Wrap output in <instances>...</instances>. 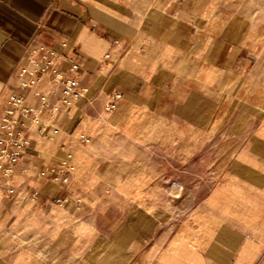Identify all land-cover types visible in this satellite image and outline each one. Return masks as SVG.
Returning <instances> with one entry per match:
<instances>
[{
    "label": "crops",
    "instance_id": "1",
    "mask_svg": "<svg viewBox=\"0 0 264 264\" xmlns=\"http://www.w3.org/2000/svg\"><path fill=\"white\" fill-rule=\"evenodd\" d=\"M254 2L0 0V116L9 96L26 93L18 76L39 45L65 53L62 79L85 88L69 107L57 84L47 106L37 111L34 97L35 115L18 116L30 143L8 176L0 171V262L12 264L20 246L40 250L39 264H264V38L253 46L246 27ZM121 137H136V161L123 159ZM61 167L64 181L51 172ZM130 179L138 201L165 180L180 185L171 199L194 203L164 227L153 211H138L136 231L105 227L103 202L124 198L114 189ZM221 216L210 243H193Z\"/></svg>",
    "mask_w": 264,
    "mask_h": 264
},
{
    "label": "built area",
    "instance_id": "2",
    "mask_svg": "<svg viewBox=\"0 0 264 264\" xmlns=\"http://www.w3.org/2000/svg\"><path fill=\"white\" fill-rule=\"evenodd\" d=\"M63 47H67V41L62 42ZM65 56L46 45H39L30 50L26 65L20 70V86L26 89L25 94H13L9 96L10 107L5 109L0 116V171L8 176L13 171L14 166L19 161L24 150L30 143V136L24 122L18 117L28 119L30 113L35 115V109L31 105L34 97H39L37 111L48 104V95L55 91L57 84H61L58 101L71 106L72 103L81 99L85 88L82 87L76 77L62 79V71L58 63ZM70 60V70L76 71L79 66V54L76 49H71L67 56ZM60 80H62L60 82ZM121 98V93L114 92L106 102L107 109H114L117 101ZM57 172L56 177H62L63 167L51 172Z\"/></svg>",
    "mask_w": 264,
    "mask_h": 264
},
{
    "label": "rangeland",
    "instance_id": "3",
    "mask_svg": "<svg viewBox=\"0 0 264 264\" xmlns=\"http://www.w3.org/2000/svg\"><path fill=\"white\" fill-rule=\"evenodd\" d=\"M253 8H247V14L252 15V23H247L246 27L250 32V39L252 40L253 46L260 47L261 45V37L264 38V23H262V18L264 17V7L261 6L262 3L259 0H254ZM256 4V5H255ZM245 9L242 8V11ZM251 10V13H250ZM135 126H129L127 129L129 131L134 130ZM119 144L124 146L123 150V159L125 161H129L134 159L136 161V137H121L116 140ZM206 155H210V153H206ZM208 158H206L207 160ZM126 168L125 171H127ZM172 169H168L171 171ZM208 170V169H207ZM164 172V169H162ZM174 172H179L175 171ZM128 173V172H126ZM130 175L136 176L135 173H130ZM179 174H174V176ZM127 176V175H126ZM164 176V175H163ZM128 177V176H127ZM134 179V178H133ZM136 179V178H135ZM135 181V180H134ZM163 183H159L156 185V194L155 198L148 200H136V183L130 179V182H126L125 184H119L118 188L116 187L114 191L118 194L124 193V198L121 199H112L106 200L103 202L102 211L104 214L99 217L102 218L104 222H106L105 227H125L126 232L136 231V227H138V211H142L147 215L150 211L156 213L154 219L158 223V227H164L165 221L167 220V216L173 214V218L170 221L178 222L179 217L181 215V209L187 210L194 203L191 199H181L180 194L178 198H175V195H172L174 199H171V193L179 192L180 185L179 184H170L166 183L165 180H162ZM115 187L113 184H106L103 187L104 192H109L112 190V187ZM189 188L198 187L201 191L208 190L207 184L197 185L195 183L189 184ZM191 190V189H190ZM136 233V232H135ZM13 263L12 264H21V259L24 258L28 260L27 264H39L38 260H40L38 256L37 248H29L28 255L22 254V249L20 246L13 247ZM40 254V253H39ZM0 264H4L0 262ZM10 264V263H9Z\"/></svg>",
    "mask_w": 264,
    "mask_h": 264
},
{
    "label": "clouds",
    "instance_id": "4",
    "mask_svg": "<svg viewBox=\"0 0 264 264\" xmlns=\"http://www.w3.org/2000/svg\"><path fill=\"white\" fill-rule=\"evenodd\" d=\"M225 222L226 221L223 216L216 217L215 220L208 221L207 223L202 225L200 229L196 230L198 233H200V240L193 241V243H196L201 247L206 246L208 243L211 242L215 228H217L220 224H223ZM209 264H213V262L209 261Z\"/></svg>",
    "mask_w": 264,
    "mask_h": 264
}]
</instances>
